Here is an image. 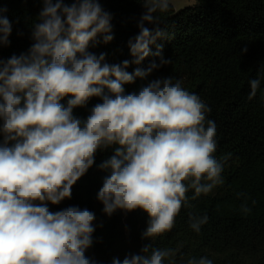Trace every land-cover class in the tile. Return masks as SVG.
Instances as JSON below:
<instances>
[{
  "label": "clouds",
  "instance_id": "clouds-1",
  "mask_svg": "<svg viewBox=\"0 0 264 264\" xmlns=\"http://www.w3.org/2000/svg\"><path fill=\"white\" fill-rule=\"evenodd\" d=\"M139 2L144 12L138 34L128 41L131 60L109 63L106 53L89 50L99 38L104 44L114 39L112 15L100 0H42L27 52L0 59V264H97L86 255L94 243L95 213L79 206L52 212L48 204L71 199L100 150H113L98 165L107 173L97 193L103 213L139 209L148 216L141 237L150 243L112 264H172L177 250L153 241L174 228L189 190L195 200L223 183L227 156H215L211 108L182 79L148 80L172 62L156 44L167 35L157 13H166L170 0ZM6 11L0 8V47L11 43ZM149 56L159 63L140 67ZM131 65L137 67L129 72ZM138 79L147 83L127 92L125 86ZM260 84L259 78L249 81V100ZM93 97L101 102L86 118L73 114ZM208 220L190 214L189 227L199 234ZM186 264L214 262L204 255Z\"/></svg>",
  "mask_w": 264,
  "mask_h": 264
},
{
  "label": "trees",
  "instance_id": "trees-1",
  "mask_svg": "<svg viewBox=\"0 0 264 264\" xmlns=\"http://www.w3.org/2000/svg\"><path fill=\"white\" fill-rule=\"evenodd\" d=\"M100 3L112 15L114 39L104 44L99 38L101 42L89 50L97 55L106 53L109 63L131 60L128 41L139 32L142 4L139 0ZM42 7V0H0V8L7 9L3 15L12 24L11 43L0 47V59L27 52L33 43L31 26ZM157 15L159 27L167 35L156 44L163 46L164 58L172 62L154 70L148 80L168 76L182 79L189 92L206 102L211 108L207 118L217 126L215 156H227V160L221 173L223 183L195 200L191 199L194 190H189L174 228L156 238L153 245L176 249L172 264H186L189 257L204 255L214 264H264V0H197L180 10L171 4L166 13ZM151 47L155 52L156 45ZM153 60L159 63L158 57L149 56L140 67H147ZM135 67L131 65L127 71ZM254 78L261 84L249 100V81ZM144 83L147 81L138 79L126 85V91L138 90ZM69 98L61 103L67 106ZM99 102L93 97L73 114L86 118ZM112 154L111 148L98 151L95 164L73 186L71 199L59 205L48 204L52 212L79 206L95 213L94 243L86 255L97 264H112L113 258L122 260L150 243L141 237L147 227V213L117 210L109 217L102 211L97 193L107 173L98 165ZM242 206L250 211L245 213ZM190 214L209 217L199 234L189 227Z\"/></svg>",
  "mask_w": 264,
  "mask_h": 264
},
{
  "label": "rangeland",
  "instance_id": "rangeland-1",
  "mask_svg": "<svg viewBox=\"0 0 264 264\" xmlns=\"http://www.w3.org/2000/svg\"><path fill=\"white\" fill-rule=\"evenodd\" d=\"M197 0H170V3L177 9L180 10L187 6L196 4Z\"/></svg>",
  "mask_w": 264,
  "mask_h": 264
}]
</instances>
